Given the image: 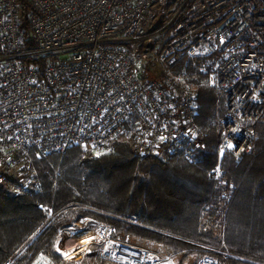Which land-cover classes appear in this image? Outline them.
<instances>
[{
	"label": "built area",
	"instance_id": "obj_1",
	"mask_svg": "<svg viewBox=\"0 0 264 264\" xmlns=\"http://www.w3.org/2000/svg\"><path fill=\"white\" fill-rule=\"evenodd\" d=\"M27 1L36 45L24 49L20 0H0V183L13 178L15 194L42 192L34 156L95 152L122 135L140 154L198 162L204 132L196 91L173 72L180 53L212 60L225 104L219 154L252 151L264 117V0ZM42 55L54 58L43 71L26 60ZM209 176L224 178L220 163ZM75 235H91L111 263L167 261L91 218L63 227V253ZM199 264L227 263L208 254Z\"/></svg>",
	"mask_w": 264,
	"mask_h": 264
},
{
	"label": "trees",
	"instance_id": "obj_2",
	"mask_svg": "<svg viewBox=\"0 0 264 264\" xmlns=\"http://www.w3.org/2000/svg\"><path fill=\"white\" fill-rule=\"evenodd\" d=\"M20 4L23 48H33L31 4ZM51 59L26 58L40 71ZM211 67L209 58L186 53L173 67L196 86L198 124L204 132L198 162L181 155L140 154L122 139L98 155L73 146L64 153L34 156L42 192L15 194L13 178L0 183V264H32L40 254L63 263L56 251L60 229L83 216L113 225L115 237L156 242L183 260L192 259L191 264L208 254L227 264H264V117L255 126L250 153L239 159L229 152L220 155L225 104L220 90L208 83ZM218 163L222 179L209 176ZM206 216L209 222L219 218V236L204 222Z\"/></svg>",
	"mask_w": 264,
	"mask_h": 264
},
{
	"label": "rangeland",
	"instance_id": "obj_3",
	"mask_svg": "<svg viewBox=\"0 0 264 264\" xmlns=\"http://www.w3.org/2000/svg\"><path fill=\"white\" fill-rule=\"evenodd\" d=\"M211 61L212 60L210 59V62ZM210 70H211V68H210ZM188 82H189V80H188ZM208 83H209V85L213 86L211 84V80L209 79V76H208ZM189 84L191 85V87L194 90L196 89V86L194 84H191L190 82H189ZM118 139H122L125 142L131 143V141H129V139L127 137H125L124 135H122V136H120L114 140H118ZM114 140L109 142L101 150H98L95 152H90L88 149H86V151L88 150L93 155L105 153L110 149L111 143ZM199 149H201V147H199ZM207 217L208 216L205 217L204 222L206 223V225L211 226L213 228V230L215 231V234L219 236L222 232V225L219 222V218H217V220L215 222H209V218H207ZM81 218H83V219H87V218L99 219V218H95L92 216H89V217L83 216V217H78L74 221L81 219ZM70 223H72V222H70ZM68 225H69V223H68ZM66 226L67 225H64L63 227H66ZM63 227L60 229L59 238L61 236V230L63 229ZM85 236H87V235H75L74 237L72 236V238H71L72 240H69V241L67 239H64V242L67 246L65 251H68V252H71L74 254H70L69 256L68 255L64 256L63 250H61L60 252H57L61 256V258L63 259V263H61V264H103V263L117 264V263H111V262L104 260L101 257V251H100L99 247L97 245H91V244L88 245V240L86 239ZM131 240L137 245L149 247L152 250V252H154L159 258H167V261H163L160 264H170V263L191 264L192 263V259L189 258V259L183 260V255H181V254L175 255L171 251L166 249L164 246H162L156 242L151 243L150 240L141 239V238H133V237H131ZM57 247H59V244L56 243V248ZM61 248H62V246H61ZM80 253H82L83 255L78 257L77 255ZM72 255H74V256H72ZM32 264H54V263L45 254H40Z\"/></svg>",
	"mask_w": 264,
	"mask_h": 264
},
{
	"label": "snow or ice",
	"instance_id": "obj_4",
	"mask_svg": "<svg viewBox=\"0 0 264 264\" xmlns=\"http://www.w3.org/2000/svg\"><path fill=\"white\" fill-rule=\"evenodd\" d=\"M228 147H229V148H232L233 145H232V144H229ZM221 151L223 152V150H221ZM238 154H239V153H237V155H238ZM93 239H94V238H93ZM56 243L59 244V237H57V241H56ZM105 250H107V249H105ZM56 251H57V252H60L61 249H60L59 247H57V248H56ZM63 254H64L65 256L68 255V253H63Z\"/></svg>",
	"mask_w": 264,
	"mask_h": 264
},
{
	"label": "bare ground",
	"instance_id": "obj_5",
	"mask_svg": "<svg viewBox=\"0 0 264 264\" xmlns=\"http://www.w3.org/2000/svg\"><path fill=\"white\" fill-rule=\"evenodd\" d=\"M86 237V239L88 240V244L90 243V240H91V235H87V236H85ZM83 243V242H82ZM70 254H74V253H71V252H69L68 253V256L70 255ZM72 256H74V255H72Z\"/></svg>",
	"mask_w": 264,
	"mask_h": 264
},
{
	"label": "crops",
	"instance_id": "obj_6",
	"mask_svg": "<svg viewBox=\"0 0 264 264\" xmlns=\"http://www.w3.org/2000/svg\"><path fill=\"white\" fill-rule=\"evenodd\" d=\"M170 264H174V263H170Z\"/></svg>",
	"mask_w": 264,
	"mask_h": 264
}]
</instances>
